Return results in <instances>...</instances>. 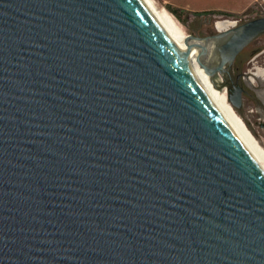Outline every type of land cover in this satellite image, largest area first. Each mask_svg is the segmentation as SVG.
I'll use <instances>...</instances> for the list:
<instances>
[{"label":"water","instance_id":"1","mask_svg":"<svg viewBox=\"0 0 264 264\" xmlns=\"http://www.w3.org/2000/svg\"><path fill=\"white\" fill-rule=\"evenodd\" d=\"M263 34L187 37L235 111ZM0 264H264V174L147 0H0Z\"/></svg>","mask_w":264,"mask_h":264},{"label":"rangeland","instance_id":"2","mask_svg":"<svg viewBox=\"0 0 264 264\" xmlns=\"http://www.w3.org/2000/svg\"><path fill=\"white\" fill-rule=\"evenodd\" d=\"M157 7L163 8L172 17L179 31L186 37L206 38L215 36L218 30L216 23L228 20L235 23V27L257 18L264 17V3L254 0L251 9L240 15L224 12H192L180 4L177 0H153ZM216 63L218 62L217 55ZM258 68H264V34L253 40L235 58L225 80L236 83L243 89L241 107L236 110L247 129L255 140L264 149V102L258 97L257 92L264 91V82L258 80L252 86L246 84L245 76H250ZM260 110V112H257Z\"/></svg>","mask_w":264,"mask_h":264},{"label":"bare ground","instance_id":"3","mask_svg":"<svg viewBox=\"0 0 264 264\" xmlns=\"http://www.w3.org/2000/svg\"><path fill=\"white\" fill-rule=\"evenodd\" d=\"M147 1L152 7L163 29L170 36L180 54L195 74L196 78L208 92L211 99L214 100L228 122L235 129L250 157L264 174V149L261 148L259 143L247 129L241 117L231 107L227 98V88H221L223 82L222 75L216 74L215 76H211L207 74L200 65V62L202 63V59H198V48L200 47V44L197 42H191L190 40L188 41L187 37L179 31L174 20L165 9L157 7L153 0ZM262 2H264V0H262ZM234 27L235 23L228 20L217 22L215 26L219 32L229 31ZM217 43L218 42L216 41H210L204 44L207 58L206 61L203 60V63L207 66L214 63L216 60L215 48ZM258 80L264 82V68H258L254 73L250 74V76L244 77V81L250 86H252ZM257 93L258 97L264 102V91H259ZM257 112H260V110H257Z\"/></svg>","mask_w":264,"mask_h":264},{"label":"crops","instance_id":"4","mask_svg":"<svg viewBox=\"0 0 264 264\" xmlns=\"http://www.w3.org/2000/svg\"><path fill=\"white\" fill-rule=\"evenodd\" d=\"M254 0H177L182 7L192 12H224L240 15L251 9Z\"/></svg>","mask_w":264,"mask_h":264},{"label":"built area","instance_id":"5","mask_svg":"<svg viewBox=\"0 0 264 264\" xmlns=\"http://www.w3.org/2000/svg\"><path fill=\"white\" fill-rule=\"evenodd\" d=\"M262 1V0H261ZM264 3V2H263Z\"/></svg>","mask_w":264,"mask_h":264}]
</instances>
